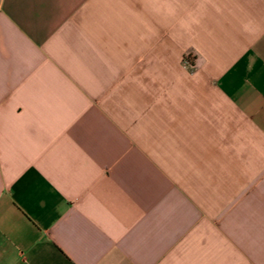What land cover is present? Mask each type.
Returning a JSON list of instances; mask_svg holds the SVG:
<instances>
[{
    "label": "crops",
    "instance_id": "obj_1",
    "mask_svg": "<svg viewBox=\"0 0 264 264\" xmlns=\"http://www.w3.org/2000/svg\"><path fill=\"white\" fill-rule=\"evenodd\" d=\"M0 264H264V0H0Z\"/></svg>",
    "mask_w": 264,
    "mask_h": 264
}]
</instances>
